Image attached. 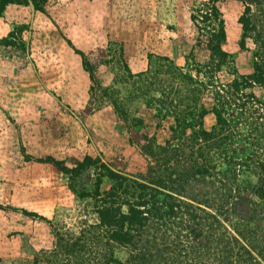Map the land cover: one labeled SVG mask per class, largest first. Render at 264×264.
I'll return each instance as SVG.
<instances>
[{
	"label": "rangeland",
	"instance_id": "obj_1",
	"mask_svg": "<svg viewBox=\"0 0 264 264\" xmlns=\"http://www.w3.org/2000/svg\"><path fill=\"white\" fill-rule=\"evenodd\" d=\"M13 1L0 13V264H102L111 251L126 264L98 226L107 169L202 209L201 238L192 223L169 225L187 247L168 264H192L211 230L262 264L258 179L239 164L264 143L252 126L264 88L245 89L256 47L239 19L246 8L263 18L264 0L216 2L220 67L192 19L209 0ZM236 87L254 97L246 114Z\"/></svg>",
	"mask_w": 264,
	"mask_h": 264
},
{
	"label": "trees",
	"instance_id": "obj_2",
	"mask_svg": "<svg viewBox=\"0 0 264 264\" xmlns=\"http://www.w3.org/2000/svg\"><path fill=\"white\" fill-rule=\"evenodd\" d=\"M217 1L219 0H209L204 9L197 11V18L193 16L192 19L198 23L201 32L205 33L206 46L211 52L212 60H216V67H220L225 63L227 54L221 49V44L225 41V32L223 21L215 5ZM10 3H14V1L1 0L0 13ZM239 23L243 38H252L256 47L253 72L248 76L249 80L245 89L252 86L264 88V17L260 20H253L250 17L249 9L246 8L239 19ZM233 92L240 93L239 96L242 98L238 99L240 103L235 105L236 108L246 114L248 110L246 105L254 100L253 95L243 96V92L239 91L238 87L234 88ZM215 95L217 103L213 108V113L217 117V123L221 124V112L223 110H220V106L223 98L218 93ZM249 119L252 118L249 117ZM255 119H258L260 124L259 126L255 124L252 126L255 131L258 130L257 127L260 128V139L264 140V115H261L260 112ZM256 149L259 150L249 152L245 156L242 165L239 164V166L247 170L253 168L254 174L257 175L258 185L252 192L259 201V205H261L259 212L264 220V143ZM227 174H231L235 178V171H228ZM107 176L112 181L110 189L102 194H99V192L95 194L98 226L106 229L108 232L107 239L114 246H119L128 251L129 259L126 264H168L163 260L165 254L170 253L173 255L179 249H182L181 251L186 250L187 246H184L179 240L183 237H179V233L176 235L169 226L175 220L179 221L177 224L192 223L191 233L194 236L191 237L194 240L203 237L201 232L205 227V218L201 214L203 211L200 207L184 203L169 194H165L163 199L157 198L159 193L154 188L123 177L108 169ZM226 187L227 195L235 193L233 188H229L228 185ZM226 187L223 186V188ZM220 235L215 233V230H211L207 233L208 243L202 249L197 248L195 250L190 247V249H193L191 250L192 264H211L213 260L221 264H260L247 250V245L243 247L239 240L229 233L225 234L226 238L224 236V240L228 239V242L223 245V238ZM257 241H254L256 246L253 245L252 247L258 251L260 260L264 264V241L262 242L263 246L257 244ZM247 256L249 260H245ZM176 257L185 258V254L184 256L174 255L175 259H177ZM231 258H235L237 261ZM170 262H174V260ZM101 263L121 264L119 260L113 257L112 251L102 256ZM177 264H187V262Z\"/></svg>",
	"mask_w": 264,
	"mask_h": 264
}]
</instances>
